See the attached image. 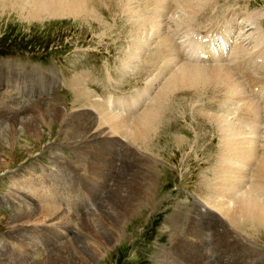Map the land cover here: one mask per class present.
<instances>
[{"label": "bare ground", "instance_id": "6f19581e", "mask_svg": "<svg viewBox=\"0 0 264 264\" xmlns=\"http://www.w3.org/2000/svg\"><path fill=\"white\" fill-rule=\"evenodd\" d=\"M90 1L94 2V7H96L95 2H102L105 5V2L118 3L117 6L107 3V12L102 8L100 3L99 10L95 9V13L100 11L102 14L98 16L102 19L106 18L103 13L112 17L115 26L113 27V25H111V28L117 32L116 35H119V37L124 30H118L116 28V24L117 27L119 26L116 17L124 15V21L132 24L130 29L134 31L136 39L134 38V41L131 40L132 43L128 45L130 50L127 56L123 57L121 55L120 58H117L116 62H119L120 67L118 70L116 69V73H119L120 76L125 73V70L130 68V66L133 68L135 63V67H137L138 62H136V59L138 58L140 60L142 56L145 55L147 49H150V47L146 45L147 42H149V34L152 33V36H156L160 30L165 29H159L158 23L161 21H157V19L165 17L171 12L173 15L178 13V16L182 14L183 17L179 16L181 20L178 21L170 17V19H168V25L172 24L171 27L175 26V31L183 26L188 29L198 21L197 16L208 7L205 6V3L209 1L215 3V0H193V2H191V0H127L128 2L134 1L136 6H140L138 10L136 9L137 7H133V5L128 2L123 4L125 0H0V5H2L3 10L5 8H13V10L20 15L26 13L27 17L34 20L65 17L83 20H98L94 13L90 16L88 15L90 6H92ZM125 5L127 6V14L129 16L123 13ZM116 8H119L118 12H116ZM164 10L166 12L165 16L161 17L155 15L160 14L161 11ZM147 12L152 15H147ZM130 17L134 18V22H132ZM125 22L123 23L126 24ZM251 25L253 29L255 23L252 22ZM255 29V31H258V28ZM173 32L174 31L168 29V31L161 35L162 38H159V40H162L156 44V47L154 50L152 49L151 54L146 60L148 66L147 70L149 68L155 69L153 72L156 73V77L152 82H156L161 77L163 78V76L167 77L169 75L150 102H147L145 99L148 96L147 91L150 90V87L145 90L136 91L135 95L132 93L121 99L118 97V100L115 96H108L104 104H102V102H99V99L96 100V97H94L96 94L91 96L89 91L85 90L88 89L85 87L86 84L92 81L87 77V74L86 76L78 74L68 81L69 88H76V90H72L74 91V97L79 96L81 100H83L79 103V107L88 104L89 111H79L71 114L69 118L67 117V121L76 123L75 127L72 126L73 124L69 125L68 123V125L72 127L73 132H60L61 135H63L62 133H66L65 140L69 143H75L78 139L84 138V142L90 147V152L88 154V157L90 156L89 163L87 165L85 162H82V164L80 162L75 165V161L79 159V153L81 155L82 150L73 149L72 146L71 150H73L75 157H71V161L64 162V160H62L59 161V164H56V166L61 165L65 170L70 172V175H72L70 181L64 183L62 179H58L55 182H49L48 186L46 188L43 187L42 190L35 188L34 185H37L39 180L34 179V185L26 182V184H30L29 187L23 184L22 187H20V189L18 188L16 193L11 196L17 200L16 203L13 201L10 202L9 199H5L4 197H2V200L0 199L2 203L8 204L10 208L14 210L11 219L13 220V224H16L12 229H16V231L11 229L13 234L7 238L11 239L9 241H14V246L17 247L15 248L12 246L11 242L8 244L3 243L4 245L1 246V250L8 254L4 252L0 253V264H25L34 257H42V260L37 264H96L100 253L98 257H95V246H93L90 241L92 239H100V247L103 248L104 244L113 241L117 236V238H119V234L122 235L120 227L123 222V216L129 213L132 215L135 214L138 211L137 206L145 203L135 202V197L140 195L142 189L137 186L135 181L137 179L134 175L143 173L147 163L156 165L158 161L148 154H139L135 145L144 143L150 138L152 143H154L153 138L155 139V137L153 134L156 129V122L162 117V114L165 113V109L168 107V104H170L169 99H171V95L184 92H192V94L195 95V93L198 94V91L204 93V91L210 90H219L218 92H220L221 95L223 93V96H228L229 99L226 96L225 98H227L230 103L235 101L236 104H239L237 108L235 107L236 112L231 113L239 115L240 113L238 112L241 111L245 114L242 115L241 113L235 119L239 123L233 120V116L230 120L227 119L230 113H228L227 116L211 117V119L208 117V119L204 118L205 120L202 119V121H200L205 125V127L202 126L203 129H208V131L211 129L215 130L213 125L217 127V132L214 133L219 134L222 146L214 155L216 160L213 163V167L208 169L209 172L212 173V179H204V187L209 191V196L213 198V202L211 203L208 202L209 196L207 197V205H209L210 208L207 209L204 205H199L198 207L197 202H194L191 212L185 210V207H183L180 211L181 215L177 218L181 222L182 227V216L186 212H189L191 218L187 231H190V234L196 239L193 242L185 241L180 243L181 259L179 258L180 260H178V262L180 264H256L258 260L255 257L257 256L258 249L257 251L252 250L254 245L251 246L250 243L248 244L247 241H244L245 237L238 234L236 228L239 227L238 225L248 223L253 228L264 229V129L262 128V126H264V106H260L252 101L251 98H248L243 89V85L239 82V76L243 75V73L244 76H246V73H253L251 67L252 65H257L255 59L259 58H244L240 56L242 55V51L239 48H235L233 50L234 55L231 56L232 63L228 65L207 63L194 65L187 61L186 63H181V56L179 53H176V48L174 43H172L173 40H171ZM129 33L131 32H128V34ZM261 34H263V31ZM121 39L124 40L125 37H121ZM263 41L264 38L261 37L256 42L260 45L264 43ZM125 46L127 45L125 44ZM127 49L129 48L127 47ZM143 49L145 50L142 51ZM193 53L194 52H191L189 55H193ZM211 56L212 54H210V57ZM113 57L112 55H107V62L115 61ZM90 60L88 55H85L82 59V61L88 64ZM206 60L208 62V59ZM15 65L18 68L21 66L19 64ZM101 67L104 66L102 65ZM175 67H177V69H175ZM2 68H5V65H0V71ZM34 70L40 71L37 69ZM52 71L56 78L54 80L51 78L46 79V83L50 87H53L56 79L61 78L60 74L55 72V69ZM6 77L8 78L9 75H4V73L0 72V78L5 80ZM45 77L46 75L40 72L36 75L35 79L39 81L41 78ZM105 79H110V77L106 76ZM260 85L264 90V82H261ZM44 92L53 93L54 88L51 92L50 90H44ZM37 93L39 92L37 91ZM39 94L42 95L41 92ZM41 97L44 98L43 96ZM92 98H94V100H92ZM28 99L34 100L36 97L34 95L33 98ZM24 103L21 104V106H23ZM214 104H217V102ZM144 105L143 111L137 114L141 109L140 106ZM0 106L2 105L0 104ZM11 106L14 107V105ZM192 106L193 105L190 106L191 109H193ZM216 106L220 107L219 104ZM12 107H8L7 105L2 108L0 107V117H4L2 118L3 121L6 118L5 113L8 116H13L11 122L13 126L11 125L12 127L10 126L5 133L0 131V153L6 152V150L14 152L17 148L16 144H21V149L25 148L24 150L31 153L32 145L30 146L31 148H28V142L24 139V136L27 137L26 139L31 140L33 145H36L43 140V135L40 131L41 128L51 127V125L53 127L57 124L61 127L65 121L64 118H66L63 109L50 100L33 102L29 110H27L26 107L24 113L29 116L30 120H28V117H24V113L21 115L16 111L18 110L17 106L16 109ZM163 108L164 111H162ZM224 109L225 108H223V111L226 110ZM94 114L98 115L99 122L102 126H108L107 131L106 129L100 131L94 129V126H96V120L93 118L95 117ZM253 115L256 118H254ZM249 119L254 122L247 126L241 125L242 123L248 122ZM208 120L211 121L213 125L207 123L206 121ZM67 121L65 124H67ZM16 124L22 126V129L19 130L17 127L13 128ZM197 128L198 126L195 129ZM182 133L188 135L185 130ZM201 134L202 137L205 133ZM114 135H119L121 139L126 138L128 142L118 145L117 139L115 142H110L111 146L106 139L109 140L110 136ZM201 137L199 138V136H196L195 139H201ZM119 142L120 141H118V143ZM189 145L191 150L193 146L192 144ZM120 146H123L122 151L117 149ZM209 146L212 148L210 143H206L204 151H209ZM195 154L196 153H193V156ZM201 155H203V153H199L198 158ZM114 156L120 157L119 163L117 160L116 169L112 164ZM54 158L61 160L57 154L54 155ZM94 161L95 164L93 163ZM125 164L128 165L125 176L129 178L126 177L128 179L127 182L120 179L121 181L116 184L115 191L113 192L112 186L109 184L110 179L112 178V185L115 184ZM96 167L104 168V171L101 170L93 175V168ZM132 176H134V178H131ZM74 185H79L81 189L77 198H73L72 196V192L74 191L72 188ZM141 186H143V183ZM149 187H151V185ZM39 191L43 193H39ZM75 193H77V191ZM101 194L108 196L107 199L101 200ZM60 196L64 197L60 198ZM147 196L149 197V195ZM61 201H63V203ZM74 201H77L76 207H73ZM87 202L89 203L86 205ZM95 202H98V205L94 210L84 215L81 213L84 210L86 211L87 208ZM53 203H57V206L55 205L56 208H53ZM146 203L148 205L152 204L151 202ZM59 204H62V206L65 205V207L69 206V208H67L68 210L66 208L64 210ZM126 206L129 207L126 208V214L124 210L122 212H119L120 210L118 211L119 208L125 209ZM202 208L204 211L201 210ZM174 220L176 219L174 218ZM30 224H32L33 227L37 226V228H32L36 230L33 232L37 236L42 234L41 237L34 238L30 236V234L28 237L19 234L23 231L22 227ZM223 224H226L224 228ZM178 225L180 226V223H178ZM109 226L114 227V231L109 229ZM44 227H50L52 229L47 230V228L44 229ZM58 228L63 229L64 232L68 231V229L71 230L76 228V234L77 232H80V234L74 238L70 237V239H66L67 242H65L66 240L60 242L65 238L61 237L58 231L55 232L53 230ZM168 229L171 230L169 223ZM177 229H179L178 226ZM208 230L209 232H213L215 236V242L212 243V247L210 248H208L203 241V231ZM171 236L173 235L171 234ZM43 238L45 241H43ZM175 241L177 242V240ZM58 244L61 245L59 246ZM42 247H45V250H49V248L52 247L48 251V254L51 253L49 255L45 254L44 251H41ZM17 249H22V251L16 253L15 251ZM260 254L262 253H258V256H260ZM166 260H168V258ZM259 264H264V259H262V262Z\"/></svg>", "mask_w": 264, "mask_h": 264}, {"label": "rangeland", "instance_id": "374dc122", "mask_svg": "<svg viewBox=\"0 0 264 264\" xmlns=\"http://www.w3.org/2000/svg\"><path fill=\"white\" fill-rule=\"evenodd\" d=\"M90 2L92 6H90V12H88V15L90 16L94 13L99 21L96 19L83 20L71 17L34 20L27 17L26 13L23 14V17V15H20L18 12L13 10V8H5L3 10L2 5H0V65H5V68H2L0 72L4 73V75H10L12 77L11 81L8 83L3 82L4 79L0 78V104L2 105L0 107L2 108L6 105L8 107H12L11 105H14L12 108L16 109L17 106L18 110L16 111L22 115V113L26 111V107L27 110H29L30 105L32 106L33 102L50 100L63 109L66 117L64 118L65 121L61 127L57 124L53 127L51 125V127L48 126L41 128L40 131L42 132L43 140L38 142L36 145H33L31 140L26 139V136H24L25 138L23 137L28 142V148H31L30 146L32 145L31 153L24 150L25 148L21 149V144H16L17 148L14 152L6 150V152L0 153L1 200L2 197H4L5 199H9L10 202L13 201L16 203L17 200L11 196L16 193L18 188L20 189L23 184H26V182L34 185V179L39 180L38 184L34 185L35 188L42 190L43 187L46 188L48 186L49 182H55L58 179H62L64 183L70 181L72 176L70 175V172L65 170L63 166H56V164H59V161L62 160H64V162L71 161L70 158L75 157L73 150H71L72 146L73 149L82 150V154L80 155L79 153V159L75 161V165L80 162L81 164L82 162H85V164L88 165L90 159V156L88 157L90 147L86 142H84V138H81L82 140L78 139L79 143L78 140L75 141V143H69L65 140L66 133H62L63 135H61L60 132H73L72 127L69 125L73 124L72 126L75 127L76 123L67 121L71 114L79 111H89L88 104L83 107H79V103L83 100H81V97L79 96L74 97V91L72 90H76V88H69V84L65 82V79H71L76 74L75 68L85 55H89V58L91 59L90 62L98 65L97 72L95 73L98 78V82L89 85H87V83L86 86L88 89H85L89 91L91 96L96 94L94 96L96 97V100L104 98L111 92H115L116 95H129L131 92L141 89L144 85H149L150 87V90L147 91L148 96L145 99L148 100L151 98L152 100L159 88L169 77V75L167 77L163 76V78L161 77L156 82H152L156 77V73L153 72L155 69L149 68L147 70L148 66L146 60L151 54L152 49L154 50L156 44L162 40H159V38H162L161 35L168 31V29L170 31H175V26L171 27L172 24L168 25V19L171 17L176 21L181 20L180 17H183L182 14H179V17L178 13L173 15L171 12L167 16L157 19V21H161L158 23L159 29H165L160 30L156 36H152V33L149 34V42H147L146 45H148L150 49H147L145 55H143L140 60L138 58L136 59V62H138L137 67H135V63L133 68L130 66V68L125 70V73L120 76L119 73H116V69L118 70L120 67L119 62L117 63L116 61L117 58L121 57V55L123 57L127 56L128 51L130 50L128 45L132 43L131 40L134 41L136 39L134 31H131L130 29L132 24L124 21V15L116 17L119 25L117 27L116 24V28L118 30H124L119 37V35H116L117 32L111 28V25H113V27L115 26V22H113L112 17L103 13L106 18L102 19L98 16L102 14L100 11L95 13V9L99 10L100 3L106 12L108 9L106 6L107 3L114 4L116 6L118 3L103 1L106 3L105 5L102 2H95L96 7H94V2ZM127 2L128 1L125 0L123 4H126ZM191 2H193V0H191ZM214 2L215 4L212 3V1H209L205 3V6H211V4H214V6L208 9V12L212 13L213 11H216L219 19L229 12H238V15L234 18L236 20L238 31L240 32V40L238 41L240 44L246 36L253 39L258 36V33L260 34L262 31L264 32V0H215ZM128 3L133 5L135 8L137 7V10L140 9V6H136L134 1ZM223 5L227 8H221ZM118 11L119 8H116V12ZM123 13L128 15L126 5L124 6ZM130 18L132 19V22H134V18ZM198 21H196L191 27L196 26ZM250 21L255 23V27H253V29L251 25L252 22ZM211 22H214L213 19H202V31L211 30ZM148 28L151 29L150 27ZM255 28H258V31H255ZM128 32L131 33L128 34ZM121 37H125L126 40L121 39ZM125 44L127 46H125ZM127 47L129 49H127ZM144 50L145 49L142 51ZM107 55L114 56L113 58L115 61L112 63H117L116 66H114L111 62H107ZM182 62L186 63V61H181V63ZM15 64H19L21 66L18 68ZM89 65L90 64L82 66L81 61L80 69L85 68L83 71H88L90 68ZM102 65L104 67H101ZM92 68L95 69L96 67ZM34 69L40 71H36ZM53 69H55V72L61 76L60 80H55L53 87L49 86L48 88L50 92L54 88V92L45 93L41 91L42 95L39 94L40 92L35 94L34 82L36 75L40 72L46 75L45 78H41L39 80L41 88L46 89L48 86L46 79L51 78L54 80L56 78L53 74ZM175 69H177V67H175ZM106 76H109L110 79H105ZM22 80L26 83L25 87L22 86ZM139 81L141 82V86L139 87L130 88L129 85H127L128 82L135 83ZM29 91H31L32 94L28 93ZM214 91H204V93H200V91H198V94L195 93V95L192 94V92H184L180 94L176 93L171 95V99H169L170 104H168V107L165 109V113L162 114V117L158 119L159 122H156L155 128L157 130L155 129L153 134L155 137V139L153 138L154 143H152L150 138L144 143L135 145L139 154H148L158 161L156 165L147 163L144 167L143 173L134 175L137 179L135 180L137 186L142 189L141 193L139 192L140 195L135 197V202L145 203L138 205V211L133 215L131 213L128 215L126 214V208H129V205V207L126 206L125 209H118V211L120 210L119 212L124 210L126 214L123 216V222L120 227L122 235L118 233L119 238H117V236L113 241L104 244L103 248L100 247V239H92L90 241V243L95 246V257H98L100 253L96 264H180L178 262V260L181 259L180 243L185 241L193 242L196 240L194 236L190 234V231H187L191 218L189 212L192 211L194 202H197L198 207L199 205H204L207 209L210 208V206L207 205L209 191L204 187V179H212V173H210L208 169L213 167V163L216 160L214 155L217 153V150H220L222 143L219 134L214 133L217 132V127L209 120L211 117L227 116L228 113H230V115H228L227 119L230 120L231 117L234 116L231 112H236L235 107L237 108L239 105L236 104L235 101L230 103L228 96L225 95L228 99L225 98L223 93L221 95V93L218 92L219 90ZM14 94L18 96H15ZM34 95L36 99H28L33 98ZM124 97L125 96H123V98ZM121 98L122 97H119V99ZM92 100H94V98H92ZM215 102H217L220 107L216 106L217 104H214ZM23 103L24 105L21 106ZM191 105H193V109L190 108ZM140 107L141 109L137 114H140L143 111L145 105ZM223 108L226 110L224 109L225 111H223ZM162 111H164V108ZM5 115L7 119L5 118L4 121L2 119L4 117H0V131L3 133H5L11 125L13 126L11 123L13 116H8L6 113ZM94 116L95 117L93 118L96 120V126H94V129L97 131L106 129L107 131L108 126H102L99 122L98 115L94 114ZM24 117H28V120H30L29 116L25 115ZM208 117H210V119L206 122L212 124L215 130H212L211 128L210 131H208V129H203L205 125H203L200 121H202V119L205 120L204 118L208 119ZM66 121L67 124H65ZM64 124L65 126L63 127ZM197 126L198 128L195 129ZM15 127L19 130L22 129V126H19L18 124H16L13 128ZM184 130L187 131L188 135L182 133ZM201 133L205 134L201 137ZM196 136H199V138L201 137V139L196 140ZM117 139L118 141L128 142L126 138L121 139L119 135L110 136L109 140L111 141L107 139L106 141L110 144V142H115ZM118 141L117 144L119 145ZM206 143H210L212 145V148L209 146V151H204ZM189 144H192L193 146L191 147V150ZM193 153L196 154L193 156ZM199 153H203V155L198 158ZM55 154H57L61 160L54 158ZM117 160L118 156H114L112 164L115 169L117 167ZM93 163L95 164V161ZM127 166V164L124 165V169L120 171V176L117 178L118 180L115 184L112 185V178L110 179L109 184L112 186L113 192L115 191L116 184H118L119 181L124 180V182H127V178H129L125 176ZM101 170L104 171V168L96 167L93 168L92 173L95 175ZM134 176L131 178H134ZM142 183L143 186H141ZM26 185L29 187L30 184ZM150 185L152 189L149 187ZM72 189L74 190L72 192V196L77 198L78 196L75 195H79L81 192L79 185H74ZM76 191L77 193H75ZM39 193L43 192L39 191ZM147 195H149V197ZM63 197L64 196H60V198ZM100 197L101 200H106L108 196L101 194ZM61 202L63 203V201ZM146 202H151L152 204L148 205ZM208 202L212 203L213 198L209 196ZM76 203L77 201H74L73 207L77 206ZM88 203L89 202H87L86 205ZM55 205L57 206V203H53V208H56ZM59 205L62 206V204ZM97 205L98 202H95L91 204L86 211L84 210L81 213L84 215L85 213L94 210ZM62 207L64 210L65 208H69V206L65 207V205ZM183 207H185V210L189 212H186L182 216L183 219H181V221L183 223L181 227V222L177 218L181 215L180 211ZM201 210L204 211L203 208ZM13 212L14 210H12L8 204L0 201V253L4 252L8 254L7 252L1 250L2 245L10 242L12 246L15 245L14 241H9L11 239L7 238L13 234V231H16V229H12L16 225L13 224V220L11 219ZM174 218L176 220H174ZM167 222L169 223L171 230L168 229ZM178 223H180V226ZM177 226L179 229H177ZM225 226L226 224H223V228ZM238 226V228H236L237 233L245 237L244 241H247L248 244L250 243L251 246L254 245L252 250L257 251L258 249L257 256L255 258L258 260L256 264H259L262 262V259H264V229L253 228L248 223ZM34 227L37 228V226ZM34 227L32 224L24 226L22 227V233L19 234L27 237L30 234V236L34 238L41 237L42 234L39 236L34 234L33 231H36L32 229ZM45 228H47V230L52 229L50 227H44V229ZM58 229L53 230L55 232L58 231V234L65 238L60 242H64L66 239H70V237L74 238L80 234V232H77L76 234V228L71 230L68 229V231L65 232L63 229ZM109 229L114 231V227L109 226ZM171 234L173 236H171ZM203 239L208 248L212 247V243L215 242V236L213 232H209V230L203 231ZM175 240H177V242ZM43 241H45L44 238ZM65 242H67V240ZM58 245L60 246L61 244ZM51 248H49V250ZM49 250H45V247L41 248V251H44L47 255L51 253L50 252L48 254ZM21 251L22 249H17L15 252L20 253ZM258 253L262 254L258 256ZM167 258L168 260H166ZM41 260L42 257H34L25 264H37Z\"/></svg>", "mask_w": 264, "mask_h": 264}]
</instances>
